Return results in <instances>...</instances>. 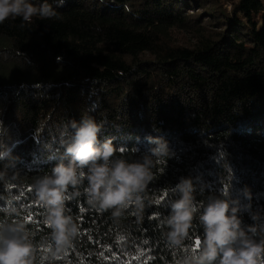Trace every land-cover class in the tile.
<instances>
[{
	"label": "trees",
	"instance_id": "1",
	"mask_svg": "<svg viewBox=\"0 0 264 264\" xmlns=\"http://www.w3.org/2000/svg\"><path fill=\"white\" fill-rule=\"evenodd\" d=\"M57 13L0 23V120L4 143L19 157L8 170H18V180L0 183V195L17 196L20 213L0 210V220L26 222L33 264H174L197 237L199 251L195 218L184 247L169 248L161 236L159 221L175 198L167 189L180 176L193 178L197 204L222 190L247 203V186L252 208L264 206V0H65ZM82 115L105 121L99 139L126 147L129 160L147 150L146 135L168 141L175 156L153 168L147 195H167L141 222L132 207L114 220L83 195L66 201L79 235L53 257L46 210L30 185L63 152L59 126ZM45 143L59 149L57 158L46 159Z\"/></svg>",
	"mask_w": 264,
	"mask_h": 264
},
{
	"label": "clouds",
	"instance_id": "2",
	"mask_svg": "<svg viewBox=\"0 0 264 264\" xmlns=\"http://www.w3.org/2000/svg\"><path fill=\"white\" fill-rule=\"evenodd\" d=\"M64 3L65 0H0V23L17 17L27 23H31L34 17L59 19L57 8ZM104 127L105 121H97L90 115L61 124L57 133L63 152L58 162L50 172L36 176L30 185L46 210L43 222L52 230L53 257L70 247L79 235V224L70 214L71 210L66 208L69 199L83 195L89 207L99 211L111 210L114 220H119L132 207L137 222H141L146 207L157 204L160 198L149 197L146 188L154 179L153 168L175 156L168 141L158 135H146L147 150L129 160L123 155L126 147L114 146L112 138L99 139ZM6 136L8 128L0 120V162L4 164L0 169V183L10 187L18 180L19 171L9 175L8 170L15 169L19 157L13 155L11 147L4 143ZM56 138L54 136L53 140ZM43 148L47 152L46 159L57 158L59 149L52 143H45ZM131 150L139 151L135 146ZM163 171L160 169L161 174ZM228 171L229 179L233 180L230 166ZM203 190L201 186L200 191ZM167 191L175 198L168 202L167 215L159 221L166 228L161 232L166 245L169 248L184 247L194 218L203 229L199 251L185 248V255L174 264H264V206L252 208L249 187L241 190L247 203H242L239 196L233 197L230 191L222 190L219 196L210 195L206 202L197 204V185L191 176H180ZM17 199L11 193L7 198L0 195V200H6L7 204L0 210L7 215H19L18 209L12 206V201ZM245 212L251 224L243 222L242 213ZM32 235L22 220L15 223L0 220V264H33L36 249Z\"/></svg>",
	"mask_w": 264,
	"mask_h": 264
},
{
	"label": "snow or ice",
	"instance_id": "3",
	"mask_svg": "<svg viewBox=\"0 0 264 264\" xmlns=\"http://www.w3.org/2000/svg\"><path fill=\"white\" fill-rule=\"evenodd\" d=\"M166 195H167V192L165 191L164 194H163V195L159 198V200L157 201V204H159L160 201H161V200L164 198V196H166ZM81 211L83 212L84 209L81 208ZM155 216H156V214L154 213L153 216L150 217V219H151V218H154ZM31 218H32V217L29 216V217H27L26 219L31 220ZM119 239H123V237H120ZM145 243H147V241H145ZM196 247H199V238H198V237L196 238L195 245H194V247H193V251L195 250Z\"/></svg>",
	"mask_w": 264,
	"mask_h": 264
},
{
	"label": "rangeland",
	"instance_id": "4",
	"mask_svg": "<svg viewBox=\"0 0 264 264\" xmlns=\"http://www.w3.org/2000/svg\"><path fill=\"white\" fill-rule=\"evenodd\" d=\"M225 7H226L227 10H229L230 9V3L229 2H226L225 3Z\"/></svg>",
	"mask_w": 264,
	"mask_h": 264
}]
</instances>
